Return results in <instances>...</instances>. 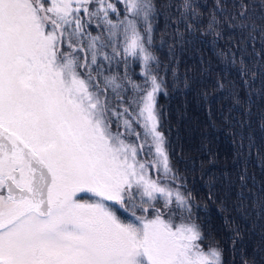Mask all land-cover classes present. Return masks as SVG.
I'll use <instances>...</instances> for the list:
<instances>
[{
  "label": "snow or ice",
  "instance_id": "snow-or-ice-1",
  "mask_svg": "<svg viewBox=\"0 0 264 264\" xmlns=\"http://www.w3.org/2000/svg\"><path fill=\"white\" fill-rule=\"evenodd\" d=\"M158 6L0 0V264H225L161 128Z\"/></svg>",
  "mask_w": 264,
  "mask_h": 264
},
{
  "label": "trees",
  "instance_id": "trees-1",
  "mask_svg": "<svg viewBox=\"0 0 264 264\" xmlns=\"http://www.w3.org/2000/svg\"><path fill=\"white\" fill-rule=\"evenodd\" d=\"M176 2L156 0L152 45L170 159L225 264H264V215L253 206L264 197V0H192L198 16L187 19ZM213 14L218 38L207 33Z\"/></svg>",
  "mask_w": 264,
  "mask_h": 264
},
{
  "label": "rangeland",
  "instance_id": "rangeland-1",
  "mask_svg": "<svg viewBox=\"0 0 264 264\" xmlns=\"http://www.w3.org/2000/svg\"><path fill=\"white\" fill-rule=\"evenodd\" d=\"M187 132V128H186V130H185V133ZM154 174V173H153Z\"/></svg>",
  "mask_w": 264,
  "mask_h": 264
}]
</instances>
